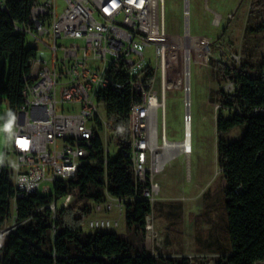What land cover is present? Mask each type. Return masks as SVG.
Wrapping results in <instances>:
<instances>
[{
    "label": "built area",
    "instance_id": "1",
    "mask_svg": "<svg viewBox=\"0 0 264 264\" xmlns=\"http://www.w3.org/2000/svg\"><path fill=\"white\" fill-rule=\"evenodd\" d=\"M9 1L12 0H0L3 11ZM14 1L28 6V18L15 24V32L32 38L31 46L37 51L29 62L31 73L25 77L24 102L15 113L11 130L7 129L6 155L0 162V175L7 170L16 190L12 199L16 220L17 199L36 193L53 194V210L62 200L70 201L73 193L55 196V184L77 179L84 164H104L108 178L107 165L114 157L111 145L118 150L124 145L137 190L130 200L141 197L152 207L145 225L149 238L154 231L153 211L161 189L156 177L176 156L169 155V148L178 144L168 138L166 126V0H114V7L109 9H102L96 0ZM185 16H190L188 3ZM171 40L174 47L184 46L185 61L190 63L189 30L184 43L174 37ZM153 44L162 50L156 63L146 54ZM233 57L239 58L235 54ZM190 73V69L186 70V78ZM237 90L238 85L229 79L225 91L234 94ZM126 91L136 98L128 116L122 118L116 108L112 110L106 96ZM149 104H157V111H149ZM184 105L183 140L189 143L181 153L190 162V91ZM254 111L262 115L264 106ZM97 139L102 142L101 158L96 156ZM10 155L16 158L13 162L7 160ZM126 200L105 188L103 199L96 201V211L117 208L120 216H94L88 220L89 228L93 232L118 228L121 216H126ZM16 228L3 226L0 233L7 236Z\"/></svg>",
    "mask_w": 264,
    "mask_h": 264
},
{
    "label": "rangeland",
    "instance_id": "2",
    "mask_svg": "<svg viewBox=\"0 0 264 264\" xmlns=\"http://www.w3.org/2000/svg\"><path fill=\"white\" fill-rule=\"evenodd\" d=\"M187 3L190 11L188 18L185 16ZM165 23L167 135L170 140L183 141L184 100L190 91L193 154L188 162L183 153L177 155L178 152H170L169 155L176 156L167 164L165 172L157 175L161 189L154 205V231L149 238L146 231L127 227L125 213L121 216V225L113 231L126 240L132 251L146 250L161 259L160 264H227V258L232 253L226 209L227 180L219 164L218 145L220 138L229 141L239 139L246 124L218 135V116L232 115V112L222 109L221 91L225 90L229 79L222 73L221 64L235 54L239 57L236 59L239 66L245 64L252 75L261 74L264 4H253V0H166ZM188 30L191 37V41L187 42L191 44V73L186 78L184 46L174 47L171 39L178 38L184 43ZM33 42L32 38H27V46ZM161 53V48L153 44L146 54L148 60L156 63ZM8 112V101L2 98L0 162L4 160L7 149ZM111 148L112 155L117 156L118 148L114 144ZM15 159L12 155L7 157L8 162ZM93 191L91 189L82 196L74 192L70 201L59 202L49 216L43 209L37 211L49 218L52 226L48 235V251L57 235L56 222L60 219L59 210L62 207L70 209L77 206L88 210L82 223L84 234L93 232L88 226L90 218L97 215L120 216L117 208L111 212H97L96 201L91 198ZM35 222L31 218L28 223ZM24 223L16 220L12 202L11 216L4 227H17ZM7 236L0 233V256ZM257 264H264V261Z\"/></svg>",
    "mask_w": 264,
    "mask_h": 264
},
{
    "label": "trees",
    "instance_id": "3",
    "mask_svg": "<svg viewBox=\"0 0 264 264\" xmlns=\"http://www.w3.org/2000/svg\"><path fill=\"white\" fill-rule=\"evenodd\" d=\"M264 4V0H253ZM28 18V6L23 1H9L8 10L0 7V101L6 98L9 110L14 114L23 105L25 77L31 73L29 62L37 51L27 46V39L15 32V24ZM264 29V26H262ZM221 64L222 73L238 85L234 94L222 90V109L232 112L217 119L218 135L245 125L237 140L220 138L218 145L219 164L223 167L227 186L226 209L232 253L227 264H257L264 261V115L254 109L264 106V55L260 65L261 74H250L246 65H238L233 56ZM112 110L122 118L128 112L134 97L130 91L122 95L106 96ZM7 123V121H6ZM128 136V135H127ZM96 156L102 157V142L95 141ZM122 146L117 156L107 165L84 164L77 179L57 182L55 196L77 192L86 195L91 189V198L100 201L104 189L115 197L126 200V224L128 228L143 232L146 217L152 212L149 201L137 197L131 160ZM16 190L10 173L0 175V228L11 216L12 199ZM53 194L36 193L16 201L17 221L25 222L9 233L1 247L0 264H160L161 259L146 250L132 251L129 244L116 231H95L84 234L82 223L88 213L86 208L73 207L59 210L56 222L57 235L48 251V235L52 228L49 218L37 213L43 209L49 216L53 209ZM33 218L35 224L28 223Z\"/></svg>",
    "mask_w": 264,
    "mask_h": 264
},
{
    "label": "bare ground",
    "instance_id": "4",
    "mask_svg": "<svg viewBox=\"0 0 264 264\" xmlns=\"http://www.w3.org/2000/svg\"><path fill=\"white\" fill-rule=\"evenodd\" d=\"M96 4L101 5L102 9H109V7H114V0H96ZM6 10H8V8H6ZM149 111H157V104H149ZM187 143H189V140H183L178 142V144H172L171 148H169V153H181V148H187Z\"/></svg>",
    "mask_w": 264,
    "mask_h": 264
},
{
    "label": "clouds",
    "instance_id": "5",
    "mask_svg": "<svg viewBox=\"0 0 264 264\" xmlns=\"http://www.w3.org/2000/svg\"><path fill=\"white\" fill-rule=\"evenodd\" d=\"M7 115L9 117V119H8V121L6 123V128L10 131L11 128H12L13 123L16 120V116H15V114L11 110H9V112H8Z\"/></svg>",
    "mask_w": 264,
    "mask_h": 264
},
{
    "label": "water",
    "instance_id": "6",
    "mask_svg": "<svg viewBox=\"0 0 264 264\" xmlns=\"http://www.w3.org/2000/svg\"><path fill=\"white\" fill-rule=\"evenodd\" d=\"M186 54L188 55L189 54V51L187 50L186 51ZM227 54V53H226ZM190 69V66H189V63H186V70L189 71Z\"/></svg>",
    "mask_w": 264,
    "mask_h": 264
},
{
    "label": "crops",
    "instance_id": "7",
    "mask_svg": "<svg viewBox=\"0 0 264 264\" xmlns=\"http://www.w3.org/2000/svg\"><path fill=\"white\" fill-rule=\"evenodd\" d=\"M179 153H177V155H178Z\"/></svg>",
    "mask_w": 264,
    "mask_h": 264
},
{
    "label": "snow or ice",
    "instance_id": "8",
    "mask_svg": "<svg viewBox=\"0 0 264 264\" xmlns=\"http://www.w3.org/2000/svg\"><path fill=\"white\" fill-rule=\"evenodd\" d=\"M25 144H26V142H25Z\"/></svg>",
    "mask_w": 264,
    "mask_h": 264
}]
</instances>
